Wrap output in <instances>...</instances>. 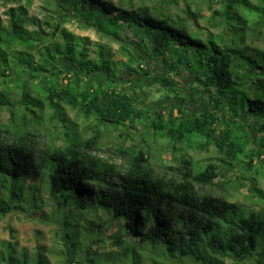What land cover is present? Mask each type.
Segmentation results:
<instances>
[{"label": "trees", "instance_id": "obj_1", "mask_svg": "<svg viewBox=\"0 0 264 264\" xmlns=\"http://www.w3.org/2000/svg\"><path fill=\"white\" fill-rule=\"evenodd\" d=\"M162 3L174 7L183 3L184 16L175 18L162 8L137 5L136 0H49L55 9H47L55 16L43 19L29 15L33 0L6 11L8 25L0 19V50L11 58L0 60V88L8 99L0 107L21 109H12L11 123H0V216L36 201L25 185L35 180L46 186L57 205L68 239L78 238L67 220L69 212L83 214L90 208L105 215L108 224L117 223L114 242L124 248L120 264H128L132 253L133 264H144L140 251L158 247L164 256L198 264H250L252 258L264 264V208L245 210L204 190L219 183L220 168L228 165L240 171L238 180L250 182L249 191L264 205V191L258 187L264 166L256 167L254 151L249 149L255 143L264 154V50L250 46L260 36L264 39V0H201L199 4L205 3L211 12L209 18L193 0ZM70 17L120 42L122 55L132 54L134 44L133 51L161 60L170 73L157 75L156 84L165 89V93L156 90L159 97L174 100L170 94L179 90L172 76H178L181 67L198 75L197 90L208 95L210 107L187 118L181 105H176L175 115L168 106L157 110L143 104V90H138L145 83L134 85L148 74L147 66L134 54L131 63L116 61L104 44L97 43L92 51L89 38L66 29ZM200 20L207 26L190 31L187 22ZM124 27L132 29L137 43L123 38ZM130 71L133 79L128 83L135 89L119 90L121 75ZM98 74L116 89L105 90L101 83L95 87ZM47 107L52 110L48 121L57 117L64 128L57 141L47 140L40 129L47 122L42 117ZM66 107L114 127L142 125L147 135L166 139L175 150L184 143L195 144L197 135L206 147L214 146L223 155L221 165L209 163L199 169L185 158L176 176L155 175L145 151L135 146L118 150L123 166L110 163L93 154L99 149L98 136L84 140L74 132ZM228 120H234L233 125ZM128 237L133 238L130 245ZM91 251L89 243L85 252ZM14 256L11 246L5 252L0 249L1 261L27 264L25 255L22 260ZM30 263L46 264L40 254ZM64 263L82 264L73 258Z\"/></svg>", "mask_w": 264, "mask_h": 264}, {"label": "rangeland", "instance_id": "obj_2", "mask_svg": "<svg viewBox=\"0 0 264 264\" xmlns=\"http://www.w3.org/2000/svg\"><path fill=\"white\" fill-rule=\"evenodd\" d=\"M49 0H33L32 6L29 8V15L43 19L45 16H55L52 10H48ZM115 3L123 0H113ZM255 1V0H250ZM192 2V1H191ZM193 2L202 8V14L205 18H209L211 12L207 9L205 3L199 4L201 0H193ZM27 0H18L17 3H10L5 1H0V19L2 24L8 25V17L6 16V11L11 7H26ZM137 5L144 4L151 8H162L163 12L167 15H173L175 18L183 17V10L186 8L182 3L178 7L167 5L162 3V0H136ZM194 4V5H195ZM214 9L219 6L215 4ZM195 9V7L193 6ZM51 9H55L51 7ZM69 14L68 11L65 12ZM190 31H195L203 29L207 26L206 20H200L198 23L187 22ZM66 29L73 32L75 35L82 38L90 39V49L96 50V44H104L111 48L114 59L116 61H122L125 63H131L130 59L132 55H136L139 60H141L145 66H147V75H143L141 82H137L134 87L142 85L138 91L143 90L144 98L142 99L143 104H148L154 109H161L163 105L174 109L175 115H178L176 105H181L184 108V117L191 118V116L199 115L205 112L210 104L206 101L208 95L202 89L197 90V84L199 76L193 72L187 70L185 67H181L178 72V76H172L173 81L178 83L175 87H178V92L171 93L170 95L174 97V100H169L167 98L159 97L160 92H156L158 85L157 75L169 74V68L159 59L153 57L150 54H144L140 51L135 50V45L130 46V52L132 54L122 55L121 47L122 44L116 40H111L102 37L98 32L92 28H86L80 23L77 18L70 17V20L66 24ZM122 35L125 40L130 43H137V39L132 31L127 27L122 28ZM251 47L261 48L264 50V39L260 36L256 41L250 42ZM5 47V46H4ZM129 52V53H130ZM93 55V54H91ZM3 58L10 59L11 56L5 57L3 51L0 50V60ZM79 58V56H78ZM103 60H106L105 58ZM101 64V62H100ZM128 65V64H127ZM137 63H133L132 67L136 68ZM69 70H73L69 67ZM124 72L121 77L122 82L117 85L119 90H124L125 92H130L132 85L128 83V80L133 79L132 73ZM169 72V73H168ZM139 77V76H138ZM8 78H10L8 76ZM96 80L95 87L97 83H101L102 86L109 82L104 76L99 74L94 78ZM131 82V80H130ZM66 81L61 80L60 84L65 85ZM156 84V85H155ZM148 87H146V86ZM9 89H11L10 85ZM2 88V85H0ZM125 87V88H123ZM0 88V106L7 101L5 98V92ZM105 90L116 89L114 85L104 87ZM132 89H135L132 87ZM12 90V89H11ZM162 93H165L164 88H160ZM13 93V92H12ZM178 96V97H177ZM177 99V100H176ZM12 109L15 111H20V105L13 108L11 105H4L0 107V123L8 124L12 121ZM65 113L67 117L70 118L73 123L74 132L78 133L84 140L91 139L94 136H98V150L93 152L97 157L108 160L110 163H115L117 165L123 166L124 160L120 157L118 150L121 148H129L130 146L137 147L138 149H143L149 158V167L155 175H165L167 177L176 176L178 174L177 168H180V164L183 159H188L191 161V167H196L199 169H204V167L213 163L218 166L221 165L219 159L223 157L216 147H206L204 144V138L195 136L193 138V144L185 145L182 144L178 150L171 147V144L164 138H155L154 136L147 135L148 131L146 127L139 125L136 127H130V124L126 127L120 125L119 127H114L113 125H107L96 119H85L84 115L77 113L75 110L66 107ZM52 114L51 108L47 107L44 109L42 117L47 120V124L40 126V129L47 133V140L57 141L60 134L64 130L60 119L54 117L52 121H48L49 115ZM62 118V117H61ZM229 125H233L234 120H228ZM251 122V121H250ZM70 124V123H68ZM117 126V125H116ZM224 127L225 124L220 125ZM219 127V126H218ZM59 141V140H58ZM60 142V141H59ZM198 143V145L196 144ZM250 150L254 151L255 162L257 166H264V154L261 147L253 143L249 146ZM256 169V168H255ZM241 177V173L238 169L232 166L222 165L220 168V178L219 183L214 187H207L204 190L212 192L216 196H223L231 203H236L241 205L245 210L253 209L256 212L263 209L264 205L260 203L257 197L254 196L252 192L249 191L250 182L247 180H238ZM234 182V185H233ZM258 187L264 191V179L258 176ZM244 185V186H241ZM26 187L30 190H26V193L34 198L36 196V201L31 204H23V208L19 210H14L13 212L0 216V249L6 251L8 247L15 249V258L22 260L25 255L28 259L27 264H31V260L34 261L35 258L40 254L46 264H65V261H69L73 258L75 261L81 260L82 264H120V259L122 250L114 242V235L116 231L119 230L120 226L117 223L112 225L108 224V218L105 215L99 213L95 214L90 208H88L83 214L79 211L69 212L66 217L67 220L73 224V229L78 231V238L72 236L71 239L66 237V227L60 219V212L57 205L54 204L50 195L47 192L45 185L37 183L35 180H29L25 183ZM35 203H37L35 207ZM98 224H103L102 227H98ZM105 224H108V228ZM71 233V231L69 232ZM72 234V233H71ZM133 239V238H132ZM131 237H128L129 245L132 242ZM135 240V239H134ZM98 241V242H95ZM136 241V240H135ZM75 243V249L72 245ZM89 243H92V251L89 255L85 252ZM127 246V245H126ZM147 247V246H146ZM78 248H82V251H78ZM158 247L156 250L147 248L146 250L140 251L141 260L143 258L144 264H198L194 260L183 258H171L169 256L163 255V250ZM134 253L129 255L128 264L134 262ZM115 261V262H114ZM227 263H230V259H226ZM0 264H8L0 260ZM250 264H259L254 258L250 261Z\"/></svg>", "mask_w": 264, "mask_h": 264}]
</instances>
